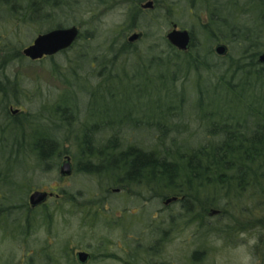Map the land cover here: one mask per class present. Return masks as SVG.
Returning a JSON list of instances; mask_svg holds the SVG:
<instances>
[{
	"label": "trees",
	"instance_id": "trees-1",
	"mask_svg": "<svg viewBox=\"0 0 264 264\" xmlns=\"http://www.w3.org/2000/svg\"><path fill=\"white\" fill-rule=\"evenodd\" d=\"M138 1L134 0L125 23L118 26L119 36L139 28L146 46L141 50L136 41L118 42L113 37L103 52L95 53L96 30H80L74 43L58 52L67 56L79 40L84 42L68 57L66 71H60L67 89L55 103L11 116L7 106L19 98L21 90L17 80L8 76L0 84V182L5 190L0 199V238H29L35 227L51 229L53 221L63 217L66 202L60 195L54 198L51 211L47 200L36 207L29 205L21 192L31 186L30 181L22 178L23 171L19 182L14 167L29 157L33 170H47L52 157L70 156L64 144L72 143L76 146L73 156L78 157L74 169L98 180L95 196L83 206H77L78 196L67 193L69 213L80 224L95 226L103 220L113 227L112 222H104L110 213L105 201L113 187L126 191L129 198L136 195L149 207L176 196L178 200L169 207L161 205V217L173 205H182L179 220L158 223L144 207L148 213L139 218L147 227L138 236L145 241H134L131 264H156L172 232L181 233L190 226L194 228L190 238L194 236L196 243L209 234L228 236L236 229L264 232V64L257 61L264 51V0H153L154 8L149 10L138 8ZM76 2L0 0V19L5 21L0 74L24 59L32 61L21 53V45L13 44L17 20H40L39 25L46 26L54 10ZM173 8L187 10L198 22L189 26L192 43L187 51L176 49L150 29L151 18H158L163 9L170 14ZM149 12L153 14L146 19ZM12 19L16 25L9 28L6 21ZM219 42L229 45L221 57L211 48ZM231 46L237 48L235 55L229 52ZM56 54L43 58L53 59ZM52 63L60 67L58 61ZM86 63L96 72L89 71ZM86 69L87 76L82 72ZM89 74L96 82L89 81ZM79 80L83 85L75 82ZM152 92L162 95L151 99ZM132 94L143 101H132ZM5 132L12 134L9 141L1 135ZM209 208L221 211L212 215L215 221L208 218ZM255 210L261 215L253 216ZM126 211L122 219L128 216ZM163 230L168 231L165 236ZM197 253L190 255V264H199L196 256L204 254ZM49 260L44 257L46 264H51Z\"/></svg>",
	"mask_w": 264,
	"mask_h": 264
},
{
	"label": "rangeland",
	"instance_id": "rangeland-1",
	"mask_svg": "<svg viewBox=\"0 0 264 264\" xmlns=\"http://www.w3.org/2000/svg\"><path fill=\"white\" fill-rule=\"evenodd\" d=\"M75 1H77L75 4L65 6L62 10L59 8L54 10V13L52 12L51 14V23L46 26H40V20L34 22L29 20L24 22L23 20H17L18 33L15 34L16 36L14 37L15 40L13 44L17 46L21 45L22 49L29 44L41 30H46V27L51 25L54 26V23L62 22L63 24L71 25L74 24L73 22H79L78 24L75 23V25L79 26L81 32H85L90 28L96 30V36L92 44L96 48L95 53H99L106 49V45L113 40V37L117 38L118 42H121L122 40H126L130 33L141 31L139 28L134 27L125 31L123 37L122 35L119 36L120 32L118 26L125 23L126 14L134 5V0H106L105 3L101 0ZM147 1L154 2L153 0H139L138 3L145 4ZM139 4L137 5L138 8L140 7V9H143ZM161 13L162 14H159L158 18L154 17L151 18V21L149 20L151 25L150 29L153 34L157 36L165 37L166 33L172 29L173 24H176L178 28H182L180 25L183 24L185 26L184 28L189 29L190 25H197L198 23L196 17L187 10L181 11L177 8H173L170 10V14H167L163 9ZM147 14L149 15L146 16V19H149L150 15L153 13L149 12ZM140 17L143 16L141 15ZM202 19L205 20V17L203 16ZM15 21L16 19H12L10 22L6 21V25L11 28V26L13 27L16 25ZM4 22L5 21L2 22V19H0V35L5 34L3 31L5 29ZM79 41L80 44L84 43L82 40ZM146 41L145 38H141L140 40H136L135 45L142 50L147 44ZM216 44L217 43H213L211 48L213 49ZM79 45H76L74 49L78 48ZM74 49H72V52H69L67 56L57 53L53 56V59L43 58L39 61L24 59L22 63H17L11 68L3 70V73L0 74V84H3L5 77L8 76V79L17 80L18 88L21 90L18 95L19 98L17 100L14 98L11 99L13 100L12 103L7 106L11 116H21L22 114L28 113L29 110L34 111L44 105L55 103L57 96L67 89V86L59 75L60 71H66L65 66L68 65V57L73 55ZM236 51L237 48L235 49L233 46L229 48V52L234 55ZM215 55L218 57L220 56L217 54ZM52 61H58L60 67L58 65V67L53 65ZM86 65L89 71L96 72L95 70L97 68L92 69L90 63H86ZM119 65L120 64L117 66ZM86 71L88 70L82 71L84 75L89 73V71ZM88 78L89 81L92 82H96L97 80L90 74ZM75 82L79 83V85H83V81L81 80ZM161 95V93L152 92L149 93V98L156 99ZM131 96L132 101L138 99L133 94ZM112 104L113 103H109L107 105L111 106ZM15 109L18 111L17 114L13 113ZM2 118L3 114L0 112V121H2ZM44 130L46 133L49 132L47 128ZM1 135L6 141H9L12 137L10 132H5ZM17 135V139L21 138L20 133ZM64 147H67L70 151L71 162L74 169L78 161V157L73 156L76 146L72 143L68 145L64 144ZM63 158L64 155L57 159L52 157L47 162H51V164L48 166V169L44 171L33 170V161L31 158L29 159V157L22 158L24 160H22L21 165L18 164L14 167L16 171H18L17 176L19 177V182H22L20 175L23 171L25 177L22 178L25 181H30L31 186L26 187V189L21 192L23 196H26V199H28L29 193L34 189L51 191L53 192V196L48 198L46 202V205H49L48 210L51 211L53 209V200L56 195H60V199L66 202L65 211L59 222L56 220L53 221L51 229L46 230V228H42L40 225L35 227V233L29 238H0V264H5V261L8 260L9 264H46L44 257H50L49 263L51 264H72V261L73 264H78L74 255L78 250H84L91 254V259L86 264H126L128 262L127 260H122V258H117L113 255L115 254L118 257H123L122 252L126 251L128 243L132 241L143 243L145 241L144 239L140 241L138 236V231L146 229L147 227L145 224L143 225L144 221L142 218L140 220V215H145L149 211L148 216L153 218L156 223L162 219H164V222L169 220L166 216L161 217L158 211L161 209L163 202H158L159 204L154 202V204L149 207L148 202L145 203V200H138L136 195H132L133 198H129L127 195L128 193H125L126 191L118 192L120 196H116L117 194L115 193L117 192H113V188L116 187H113L110 191L111 196L105 201V208L110 211V213L109 215L104 214V216L107 215L104 222L107 223V220L112 222L111 224L113 227L108 228L107 225L102 222L103 220L99 223L97 221L95 226H91L86 222H82L84 225L80 224L79 219L72 217L69 213L71 205L67 202V193L72 192L78 196L80 199H76V201L78 200L76 204L77 206H83L87 198L90 199L92 196H95L93 193L97 191L98 180L94 176L81 173L76 169L73 170L70 176H61L58 166ZM2 190H4V187L0 182V191ZM78 191H80L81 194H79ZM4 193L5 190L2 193L0 192V199ZM171 203L173 202H170V204ZM144 207H148V211H146ZM122 209H127L126 212L128 213V216L124 219H122ZM255 215L260 216L261 212L255 210L253 216ZM101 216L103 217V214H101ZM208 216L209 219H214L215 221V216ZM53 217L56 216L53 214ZM117 221L118 223H116ZM193 229L194 228L190 226L186 231L181 233L179 231L175 233L172 232L170 240L163 246V251L159 256L160 260L163 259L171 264H190L188 260L191 253H193L194 250H198L200 254H204L198 255L200 258L199 264H238V257L234 255L233 249L239 243V234L241 232H247L249 236L256 237L258 241L251 250L257 264H264V256L262 255L264 252V232L262 233L260 229L256 231L253 228L247 230H230V233L227 234L228 236H225V234H214V236H212L213 234H209L205 240L197 241V243L194 241V238H190V233ZM261 235L263 236L261 237ZM146 236L149 235L146 234ZM150 239L153 240L154 238ZM217 241H222L223 243L218 245ZM68 257H70V259H67Z\"/></svg>",
	"mask_w": 264,
	"mask_h": 264
},
{
	"label": "water",
	"instance_id": "water-1",
	"mask_svg": "<svg viewBox=\"0 0 264 264\" xmlns=\"http://www.w3.org/2000/svg\"><path fill=\"white\" fill-rule=\"evenodd\" d=\"M152 5V1H147L143 4V7H152ZM78 34L79 28L76 25L48 29L38 33L29 44L21 49V53L32 61L51 56L69 48L78 37ZM142 37V31H135L127 36V41L134 42ZM165 38L173 47L180 51H187L192 43L191 31L187 28H178L176 24H173L172 29L166 33ZM213 50L217 55L223 56L227 53L228 47L226 44L219 42L214 46ZM257 61L260 64H264V51L258 54ZM16 111L17 109L14 110V112ZM58 170L61 176H70L72 174L73 165L70 156H64ZM52 195L53 192L51 191L35 189L28 195V203L31 207H36L44 203ZM176 199V196L169 197L165 200V203ZM75 257L79 264H85L90 260V254L84 250H78L75 253Z\"/></svg>",
	"mask_w": 264,
	"mask_h": 264
},
{
	"label": "flooded vegetation",
	"instance_id": "flooded-vegetation-1",
	"mask_svg": "<svg viewBox=\"0 0 264 264\" xmlns=\"http://www.w3.org/2000/svg\"><path fill=\"white\" fill-rule=\"evenodd\" d=\"M139 2V1H138ZM54 3V2H53ZM154 3V2H153ZM139 4V3H138ZM139 6H141L143 9L142 10H144V9H153L154 8V4L152 5V7H143V4H139ZM140 8V7H139ZM71 25H75V24H71ZM65 26H70V25H65ZM64 26V27H65ZM77 26V25H76ZM57 26H54V27H52V28H50V29H53V28H56ZM62 27V26H61ZM78 28H79V26H77ZM43 32V31H42ZM79 33H80V28H79ZM78 36H79V34H78ZM78 38V37H77ZM76 38V39H77ZM11 108V107H10ZM13 113L14 114H17L18 113V111H16V112H14L13 111ZM22 114V113H21ZM65 156V155H64ZM63 160V159H62ZM61 164V163H60ZM60 164H59V166H60ZM59 166H58V169H59ZM115 189H117V190H115ZM35 190V189H34ZM33 191V190H32ZM31 191V192H32ZM30 192V193H31ZM113 192H120V189L119 188H113ZM29 193V194H30ZM53 196V195H52ZM169 197H172V196H168V197H165V199L163 200V204H162V207L163 208H166V207H169L170 206V202L169 203H165V200L167 199V198H169ZM48 198H50V197H48ZM48 198L46 199V200H48ZM180 199H182L181 197H180ZM178 199H176L175 201H177ZM171 202H173V201H171ZM172 208H174V209H172L170 212H168L167 214H165V216L166 217H168L169 218V222H173V220L174 219H180L181 218V215H182V205H173V207ZM159 212H161V209L160 210H158ZM214 211H216V212H214ZM208 212H209V214L208 215H219L220 214V209H217V208H209L208 209ZM161 221V220H160ZM171 230V229H170ZM175 232H178V231H175ZM174 232V233H175ZM168 233V231L167 230H163V232H162V234H164V236L166 235ZM171 233V232H170ZM169 233V234H170ZM192 238L194 237V236H191ZM171 238V237H170ZM129 245H130V247H129ZM133 247H134V241H132L131 243H128V245H127V249H126V251L124 252H122V256L123 257H118L117 255H113V256H115V257H117V258H122V260L123 259H125V260H127V261H129V262H127L126 264H131V262H132V260L134 259V251H133ZM198 252V250H194L193 251V253H191L192 255H193V257H194V255L196 254ZM76 253V252H75ZM75 253H74V255H75ZM90 254V253H89ZM197 254H199V253H197ZM76 258V257H75ZM196 258L197 259H200L199 258V256L197 255L196 256ZM90 259H91V254H90ZM131 261V262H130ZM134 262V261H133ZM79 264V263H78ZM86 264V263H85ZM156 264H168L167 263V261H165V260H163V259H161V260H159ZM169 264H171V263H169Z\"/></svg>",
	"mask_w": 264,
	"mask_h": 264
},
{
	"label": "clouds",
	"instance_id": "clouds-1",
	"mask_svg": "<svg viewBox=\"0 0 264 264\" xmlns=\"http://www.w3.org/2000/svg\"><path fill=\"white\" fill-rule=\"evenodd\" d=\"M222 243V241H217L218 245ZM257 243V238L249 236L247 232L239 234V243L233 249L234 255L238 257V264H257L251 251Z\"/></svg>",
	"mask_w": 264,
	"mask_h": 264
}]
</instances>
